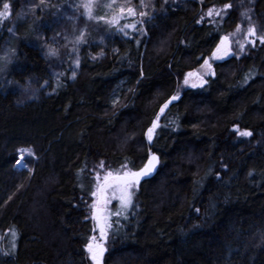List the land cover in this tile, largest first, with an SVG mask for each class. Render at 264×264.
Masks as SVG:
<instances>
[{"label":"trees","instance_id":"trees-1","mask_svg":"<svg viewBox=\"0 0 264 264\" xmlns=\"http://www.w3.org/2000/svg\"><path fill=\"white\" fill-rule=\"evenodd\" d=\"M86 1L0 0L5 260L94 264L96 173L155 153L130 211L110 216L102 264H264V0H117L137 15L115 27ZM207 59L205 84H186ZM22 148L35 155L20 170Z\"/></svg>","mask_w":264,"mask_h":264},{"label":"snow or ice","instance_id":"snow-or-ice-1","mask_svg":"<svg viewBox=\"0 0 264 264\" xmlns=\"http://www.w3.org/2000/svg\"><path fill=\"white\" fill-rule=\"evenodd\" d=\"M85 7L89 9V15H91V6L89 4H85ZM111 7V5H109ZM225 8L230 7L229 4L224 5ZM4 10L0 11V17H4L9 14V5L7 3L3 6ZM127 12L129 15H135V9L132 7H128L127 9L120 7L119 12L124 13ZM147 13L141 12L139 15L144 16ZM213 11L212 9H209L208 15L212 16ZM104 17H101L103 19ZM113 20L115 22L116 17H113ZM135 25H128V27H134ZM248 32L250 34H255V28L249 27ZM260 40L262 43H264V36L260 37ZM252 43H255V41H252ZM229 41L228 37H221V44L217 45V49L215 52H213V56H216L218 52H223L224 55H226L230 48L228 47ZM223 46V47H222ZM243 47V45H241ZM50 52L52 54H55L54 49H50ZM76 63L78 64L79 61L77 60ZM205 64L208 65L209 68H211V65L208 64V61H205ZM189 76L194 75L193 73H188ZM198 75V74H196ZM73 76H75V72H73ZM202 79V77H198ZM185 83H188L187 78L185 79ZM195 86V85H193ZM177 99L176 96H172L168 101H165L164 105L161 106L160 111L163 112L164 109L168 106V103H170L172 100ZM157 127L156 121H153L152 126L148 128L147 130V137L149 140L152 139L153 131ZM237 134L240 136H251L252 132L248 129L239 130L237 127ZM28 152L30 155H35L34 152L31 151V149H21L19 150V159L16 161L17 164H20L24 160V153ZM158 162V157L155 153H151L149 156L146 164L144 167L139 169H127L126 166H121L120 170L112 171V170H106L105 174L103 176V179H100V173H96V178L99 181L96 185V191H93L91 195L93 197H98L97 201L94 203L93 207L95 209L94 211V218L98 221L99 224V232L100 236L103 238L105 237V227L107 224V217L104 216L103 209L99 207L101 202L107 203V200L105 199L106 193L111 191L112 195L115 196L117 192H119V196L116 197L118 199L120 209L125 210L132 206V196H133V189L139 187L140 180L147 175H149L154 167L155 164ZM101 168L104 167L103 163H101ZM121 211H118L116 215H120ZM95 236L89 238V242L85 245V249L88 253L91 254L92 261L95 262V264H101V255L104 251V248L100 244L94 243Z\"/></svg>","mask_w":264,"mask_h":264},{"label":"rangeland","instance_id":"rangeland-1","mask_svg":"<svg viewBox=\"0 0 264 264\" xmlns=\"http://www.w3.org/2000/svg\"><path fill=\"white\" fill-rule=\"evenodd\" d=\"M68 4H72V2L68 1ZM85 4H89L91 6V15H89V9L85 7ZM100 5H101V2H99V0H87L86 2H84L83 3V8L85 10L86 17L88 19H95V20L101 21L103 24H106L109 27L118 26L119 23L122 22L123 20L135 17L137 15L136 11H135V13H136L135 15H129L126 11L124 13H120L119 9L122 6L119 5L117 0H107V1H104V3H102L101 6ZM109 5H111V7H109ZM125 9H127V8H125ZM22 10H23V8L20 10V13H18L16 15H23L22 12H21ZM114 16L116 17L115 22L113 20ZM101 17H104V18L101 19ZM76 43H77V45H81L83 43L82 36L77 37ZM229 54H230V52H228L226 55H224L223 52L221 51V52L217 53L216 56H213V57H214V59H221V58L227 57ZM211 63L212 62H210V61L208 62V64L211 65V68H209L208 65L203 63L198 69H196L195 71L190 72V73H193L194 75H191V76L188 75L187 76L188 84L190 86L195 85L193 87H198V86H202L203 84H205L206 77L211 75V74H213V68H212V64ZM196 74H198V75H196ZM198 77H202V79H200ZM117 98H118V96L115 95L114 98H113L114 101L117 100ZM27 153L28 152H25L24 154L27 155ZM118 196H119V192H117L116 195L113 196L111 191H109L108 193H106V196H105V199L107 200V203L101 202L100 205H99V207H101L103 209V213L102 214L107 217V224H106V227H105L106 235L103 238L100 236L98 239H96L98 241V243L103 245L102 247L104 248V251H103V253L101 255V258H100L101 259V264H102V261H103L104 252L106 250L105 246H106V240H107V236H108V229H109V225H110V216L111 215L117 216L115 213L111 214L112 211L110 212V210L113 209L112 206L114 204H116L117 206H116L115 209H113V211L116 210L118 212L120 210L121 214L123 215V217L125 216V214L128 211H130V209L132 207L131 206V207L125 209V210H121L119 202H118V199L116 198ZM97 199H98V197H97ZM93 210L95 211L94 207H93ZM97 225L99 226L98 221H97ZM3 251L4 250H3V247H2V238H1V234H0V264H11L10 261H6L5 260V254H4ZM94 264H95V262H94Z\"/></svg>","mask_w":264,"mask_h":264},{"label":"water","instance_id":"water-1","mask_svg":"<svg viewBox=\"0 0 264 264\" xmlns=\"http://www.w3.org/2000/svg\"><path fill=\"white\" fill-rule=\"evenodd\" d=\"M226 37H228V41H229V44H228V47H230L231 46V41H230V38H229V36H227V35H225ZM224 36V37H225ZM221 44V43H220ZM223 47V46H222ZM152 140V139H151ZM151 140H150V143H151Z\"/></svg>","mask_w":264,"mask_h":264},{"label":"built area","instance_id":"built-area-1","mask_svg":"<svg viewBox=\"0 0 264 264\" xmlns=\"http://www.w3.org/2000/svg\"><path fill=\"white\" fill-rule=\"evenodd\" d=\"M19 166H24V164L23 163H20V164H18Z\"/></svg>","mask_w":264,"mask_h":264},{"label":"flooded vegetation","instance_id":"flooded-vegetation-1","mask_svg":"<svg viewBox=\"0 0 264 264\" xmlns=\"http://www.w3.org/2000/svg\"><path fill=\"white\" fill-rule=\"evenodd\" d=\"M1 7V6H0ZM100 233V232H99ZM98 237H100V234H98Z\"/></svg>","mask_w":264,"mask_h":264}]
</instances>
